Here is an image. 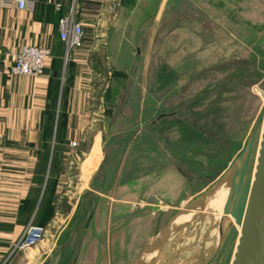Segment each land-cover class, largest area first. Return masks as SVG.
Here are the masks:
<instances>
[{
  "label": "rangeland",
  "instance_id": "rangeland-1",
  "mask_svg": "<svg viewBox=\"0 0 264 264\" xmlns=\"http://www.w3.org/2000/svg\"><path fill=\"white\" fill-rule=\"evenodd\" d=\"M169 10L174 18L158 25L133 20L141 31L114 59L126 73L104 106L125 131L106 132L102 195H83L71 210L76 191L61 188L42 216L45 236L79 220L64 233L95 236L100 264H205L226 217L219 197L208 201L229 187L264 107V0H175ZM119 184L125 192L107 194Z\"/></svg>",
  "mask_w": 264,
  "mask_h": 264
},
{
  "label": "crops",
  "instance_id": "crops-1",
  "mask_svg": "<svg viewBox=\"0 0 264 264\" xmlns=\"http://www.w3.org/2000/svg\"><path fill=\"white\" fill-rule=\"evenodd\" d=\"M31 1L33 11L0 8V264H100L94 255L99 242L95 236L64 233L79 220L67 221L58 233L44 235L32 248L14 251V246L30 220L28 205L40 189L39 170L46 167L48 174L53 153L56 175L49 191L53 205L61 188L63 195L76 191L73 204L67 201L71 210L81 206L83 195H102L104 185H97L96 175L111 169L110 162L105 167L103 155L106 132L125 131L120 114L109 121L104 106L109 84L126 73L114 59L131 50L133 37L141 31L133 20L151 19L158 25L163 18H174L169 5L175 0ZM71 12L84 36L80 47L67 50L58 23ZM23 46L51 51L41 76L9 74ZM59 114L61 132L55 142ZM119 162L118 166L124 164ZM123 189L125 185L119 184L107 194L119 195ZM108 199L109 205L121 204L115 197ZM58 221H51L53 228L58 229Z\"/></svg>",
  "mask_w": 264,
  "mask_h": 264
},
{
  "label": "water",
  "instance_id": "water-1",
  "mask_svg": "<svg viewBox=\"0 0 264 264\" xmlns=\"http://www.w3.org/2000/svg\"><path fill=\"white\" fill-rule=\"evenodd\" d=\"M222 213L230 216L234 225L229 227L221 247L205 264H217L221 256V264H264L263 110L237 156ZM235 226L241 229L239 237ZM236 239L238 244L234 253Z\"/></svg>",
  "mask_w": 264,
  "mask_h": 264
},
{
  "label": "built area",
  "instance_id": "built-area-1",
  "mask_svg": "<svg viewBox=\"0 0 264 264\" xmlns=\"http://www.w3.org/2000/svg\"><path fill=\"white\" fill-rule=\"evenodd\" d=\"M35 4L31 0H0V8L33 11ZM59 38L66 49L78 48L84 36L81 24L75 22L73 12L63 17L58 23ZM51 58V51L36 46H23L14 56L9 67L11 76L38 77L44 72L46 62ZM45 228L35 224L34 215L25 226L22 236L14 246V251H23L39 244L44 237Z\"/></svg>",
  "mask_w": 264,
  "mask_h": 264
},
{
  "label": "trees",
  "instance_id": "trees-1",
  "mask_svg": "<svg viewBox=\"0 0 264 264\" xmlns=\"http://www.w3.org/2000/svg\"><path fill=\"white\" fill-rule=\"evenodd\" d=\"M61 124H62V117L59 114L58 119H57V125L55 127L56 128L55 129V142L60 137ZM51 134L52 132H50V135ZM48 138L51 139V136H48ZM46 154L47 156L49 155V148H46ZM54 161L55 160H54V153H53L48 174L46 173V167L44 169L40 168L39 172L42 173V176L38 179L40 189L34 192L35 196L31 199L28 205L29 219L34 215L35 224H38L39 226L41 225L42 227L45 226L43 217H42L43 214L51 211L50 201H51L52 195H50L49 191L54 182L53 177L56 175V172L54 170ZM46 175H47V180H46L45 188L43 189L42 196H41L42 186H43Z\"/></svg>",
  "mask_w": 264,
  "mask_h": 264
},
{
  "label": "bare ground",
  "instance_id": "bare-ground-1",
  "mask_svg": "<svg viewBox=\"0 0 264 264\" xmlns=\"http://www.w3.org/2000/svg\"><path fill=\"white\" fill-rule=\"evenodd\" d=\"M263 111H264V107H263ZM228 192H229V187L228 186H225V185L220 186L218 188V190L215 192L213 198L208 201V205L207 206L210 207L211 204H212V201H214L215 199L217 200V198L219 197V199H218V205H217L216 208L219 209L220 214H223L222 213V210H223V206H224V203L226 201ZM220 216L222 217V215H220ZM222 222H224V223L220 224V227H219L220 228V231H218V240H217V248L216 249H219L221 247L223 238L226 235L227 231L229 230V227L231 225H234V221H233V219L230 216H226L225 218L222 217ZM235 228L238 231V237H239L240 236L241 229L238 226H235ZM237 244H238V239H236V241H235L234 253L236 252V246H237ZM232 260H233V257H232ZM221 261H222V256L219 259V261H218L217 264H221Z\"/></svg>",
  "mask_w": 264,
  "mask_h": 264
}]
</instances>
